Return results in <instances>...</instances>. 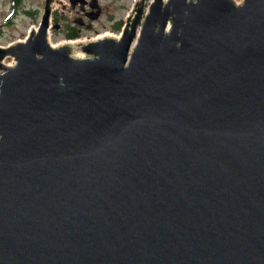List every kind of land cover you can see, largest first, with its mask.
I'll return each instance as SVG.
<instances>
[{"label":"water","instance_id":"water-1","mask_svg":"<svg viewBox=\"0 0 264 264\" xmlns=\"http://www.w3.org/2000/svg\"><path fill=\"white\" fill-rule=\"evenodd\" d=\"M51 3L0 47V264H264V0H137L82 58Z\"/></svg>","mask_w":264,"mask_h":264},{"label":"rangeland","instance_id":"rangeland-1","mask_svg":"<svg viewBox=\"0 0 264 264\" xmlns=\"http://www.w3.org/2000/svg\"><path fill=\"white\" fill-rule=\"evenodd\" d=\"M62 1L65 3L64 6L71 7L69 0ZM135 1L137 0H96L101 9V17L95 26L96 31L92 30L85 33L80 37V40L92 41L103 34H110L113 37L119 36L124 19L131 12ZM241 1L234 0L236 4H240ZM43 6L44 0H0V25L2 24L0 26V47L23 41L29 31L37 27L43 12ZM73 8L66 10L63 7H52L51 24H53L54 18L57 19L59 24L66 20L70 22L75 14ZM118 21H122V25L119 29H113L112 25ZM55 30L49 28L48 41L51 45L59 46V43L66 39ZM83 57H85L84 54ZM4 64L12 65L13 59L11 57L6 58Z\"/></svg>","mask_w":264,"mask_h":264},{"label":"flooded vegetation","instance_id":"flooded-vegetation-1","mask_svg":"<svg viewBox=\"0 0 264 264\" xmlns=\"http://www.w3.org/2000/svg\"><path fill=\"white\" fill-rule=\"evenodd\" d=\"M73 9L75 14L70 22L66 20L59 24L56 18L53 19V24H59L58 29L55 30L58 34L64 38L77 40L87 32L96 31V22L101 17V9L96 0H84L83 4L78 3ZM128 17L129 14L125 17L123 24ZM119 22L122 25V21H118L112 25V28L116 27Z\"/></svg>","mask_w":264,"mask_h":264},{"label":"bare ground","instance_id":"bare-ground-1","mask_svg":"<svg viewBox=\"0 0 264 264\" xmlns=\"http://www.w3.org/2000/svg\"><path fill=\"white\" fill-rule=\"evenodd\" d=\"M53 2L51 3V5H52V7H57V8H60V7H62L61 6V4L58 2V1H60V2H62V4L63 5H65V3L62 1V0H52ZM147 5V4H146ZM49 31V30H48ZM104 37H113L112 35H110V34H103V35H101V36H99L98 38H96V39H100V38H104ZM113 38H118V36H116V37H113ZM95 39V40H96ZM93 41V40H92ZM86 42L83 40V41H77V42H67V41H64V42H62V43H59V45H64V44H67V45H69L70 47H71V49H72V53H73V56L74 57H78V58H81V57H83V54H82V52L79 50V45H81V44H85ZM52 46H54L53 44H52Z\"/></svg>","mask_w":264,"mask_h":264},{"label":"trees","instance_id":"trees-1","mask_svg":"<svg viewBox=\"0 0 264 264\" xmlns=\"http://www.w3.org/2000/svg\"><path fill=\"white\" fill-rule=\"evenodd\" d=\"M121 25V22L118 23V25L116 27H114L113 29H119Z\"/></svg>","mask_w":264,"mask_h":264}]
</instances>
